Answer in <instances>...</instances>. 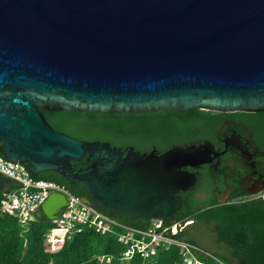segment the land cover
<instances>
[{"label": "water", "instance_id": "95a60500", "mask_svg": "<svg viewBox=\"0 0 264 264\" xmlns=\"http://www.w3.org/2000/svg\"><path fill=\"white\" fill-rule=\"evenodd\" d=\"M44 110L264 112V0H0L1 155L83 184L90 206L176 224L211 144L123 150L56 130ZM68 205L52 190L31 221Z\"/></svg>", "mask_w": 264, "mask_h": 264}, {"label": "trees", "instance_id": "16d2710c", "mask_svg": "<svg viewBox=\"0 0 264 264\" xmlns=\"http://www.w3.org/2000/svg\"><path fill=\"white\" fill-rule=\"evenodd\" d=\"M43 112L56 130L80 140L108 142L123 150L135 147L142 153L155 150L159 154L175 146L196 145L190 143L194 134L215 127L223 118L221 114L202 110L184 113L166 110L145 114ZM259 124L264 134V119ZM94 162L95 159L89 160L87 155L79 168L85 170ZM34 177L56 183L81 199L90 198L87 187L68 181L58 173L45 172ZM15 187V182L0 175V209L3 194ZM198 193L197 186L189 191L190 199L184 197L178 222L182 225L184 221L193 219L213 226V233L230 250L229 264H264V198L220 203L215 198L202 200ZM182 196L180 193L178 198L181 200ZM102 211L133 227L145 229L150 223L143 219L132 220L111 210ZM181 225L171 234L184 239L180 233ZM54 228V224L32 221L23 227L17 219L0 213V264H83L94 255L121 250L115 239L92 231L76 235L71 240L63 235L57 244L51 245L48 238ZM159 264H182L179 249L162 254Z\"/></svg>", "mask_w": 264, "mask_h": 264}, {"label": "built area", "instance_id": "2783aa9c", "mask_svg": "<svg viewBox=\"0 0 264 264\" xmlns=\"http://www.w3.org/2000/svg\"><path fill=\"white\" fill-rule=\"evenodd\" d=\"M0 175L17 186L3 194L1 214L17 219L27 227L32 214L42 206L51 191L59 190L69 197L65 212L53 223L62 232L61 236L66 235L71 240L76 235L92 231L115 239L121 247L117 253L94 255L83 264H159L161 255L174 248L179 249L182 264H226L198 245L172 235V230L181 222L153 220L145 229L127 225L100 208L86 204L58 184L36 179L25 164L10 161L1 154ZM202 256L207 260H202Z\"/></svg>", "mask_w": 264, "mask_h": 264}, {"label": "flooded vegetation", "instance_id": "af4514ba", "mask_svg": "<svg viewBox=\"0 0 264 264\" xmlns=\"http://www.w3.org/2000/svg\"><path fill=\"white\" fill-rule=\"evenodd\" d=\"M212 113L221 114L222 121L213 128L195 133L190 142L196 145L211 144L217 154L213 163L199 169H189L197 174L195 187H199L198 198H215L220 203L262 198L264 134L259 121L264 119V112ZM188 193H183L181 203L184 197L191 198ZM180 212L174 216L177 221Z\"/></svg>", "mask_w": 264, "mask_h": 264}, {"label": "rangeland", "instance_id": "374dc122", "mask_svg": "<svg viewBox=\"0 0 264 264\" xmlns=\"http://www.w3.org/2000/svg\"><path fill=\"white\" fill-rule=\"evenodd\" d=\"M180 233L183 240L190 242L194 241L196 245L215 255L223 263L229 264V248L226 244L221 243L218 237L213 233V226L200 223L190 219L183 222ZM62 232L57 228L51 230L49 234V242L51 245L57 244ZM48 242V243H49ZM192 243V242H191ZM202 260H207L201 257Z\"/></svg>", "mask_w": 264, "mask_h": 264}]
</instances>
